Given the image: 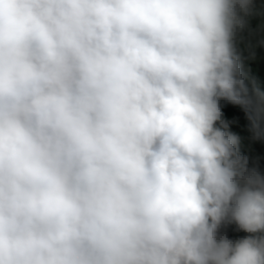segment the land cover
Returning <instances> with one entry per match:
<instances>
[{
    "label": "clouds",
    "instance_id": "clouds-1",
    "mask_svg": "<svg viewBox=\"0 0 264 264\" xmlns=\"http://www.w3.org/2000/svg\"><path fill=\"white\" fill-rule=\"evenodd\" d=\"M250 3L0 0V264H264V176L219 105L259 138Z\"/></svg>",
    "mask_w": 264,
    "mask_h": 264
},
{
    "label": "trees",
    "instance_id": "trees-1",
    "mask_svg": "<svg viewBox=\"0 0 264 264\" xmlns=\"http://www.w3.org/2000/svg\"><path fill=\"white\" fill-rule=\"evenodd\" d=\"M245 24L237 29L234 46L239 57V72L250 93L258 90L264 93V0H251L247 15L243 17ZM222 119L227 122V131L239 138L238 154L247 160V166L264 176V113L260 118V136L254 138L250 130V121L239 105L226 99H220ZM220 127L219 121L216 124ZM220 234L232 240L246 235L238 231L234 223L224 222L220 225Z\"/></svg>",
    "mask_w": 264,
    "mask_h": 264
}]
</instances>
